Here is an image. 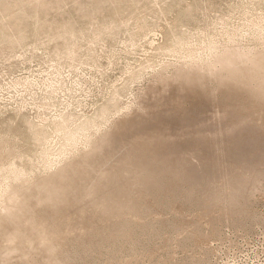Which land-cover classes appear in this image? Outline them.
I'll return each instance as SVG.
<instances>
[{
    "label": "rangeland",
    "instance_id": "374dc122",
    "mask_svg": "<svg viewBox=\"0 0 264 264\" xmlns=\"http://www.w3.org/2000/svg\"><path fill=\"white\" fill-rule=\"evenodd\" d=\"M42 1L52 8L40 16L34 12L37 0H0V36H18L17 21L25 26L24 44L0 43V139L6 138L7 152L16 149L24 160L15 158L17 167L33 163L32 175L47 173L75 148L66 145L56 125L66 121L72 131L89 123L90 135L108 129L148 85L162 89L153 99L162 114H154L141 136L104 157L118 160L123 171L113 179L123 184L119 190L104 185L102 192L95 185L108 197L104 205L83 211L41 207L36 223L42 224L34 230L23 221L35 206L14 218L4 216L0 264H46L45 256L53 264H264V178L257 179L264 171V162L257 163L264 151V72L256 48H264V31L256 39L249 23L263 19L264 27V0ZM44 21L55 30L73 24L81 35L71 53L64 41L52 40L54 30L36 32ZM213 45L246 50L232 56L253 57L240 60L226 76L212 66L217 55L203 65L181 63L187 50L205 56ZM53 46L60 47L58 54ZM182 64L187 69H175ZM157 72L165 74L160 82ZM246 117L249 123H239ZM232 123L243 127L229 135ZM116 126L106 134L127 128ZM33 127L43 131L44 140L34 142ZM168 127L176 133L166 132ZM103 135L94 142L104 148L113 139ZM12 154H4V164L12 162ZM245 166H253V181ZM33 188L19 193L35 194ZM18 203L4 205L15 210ZM12 232L16 243L6 241ZM7 244L16 248L11 255L1 250Z\"/></svg>",
    "mask_w": 264,
    "mask_h": 264
},
{
    "label": "bare ground",
    "instance_id": "6f19581e",
    "mask_svg": "<svg viewBox=\"0 0 264 264\" xmlns=\"http://www.w3.org/2000/svg\"><path fill=\"white\" fill-rule=\"evenodd\" d=\"M37 1L39 4V7H38V9L36 8V10L34 12H36L37 14L40 13L42 15H46V13L52 7L48 4L44 5V1H42V0H37ZM28 14H30V13H28ZM40 14H38V15H40ZM20 15L21 16H19V17L21 19H24V17L22 18V14H20ZM33 16L34 15H32V17ZM28 17H30V16L28 15ZM37 18H38V16H37ZM40 18H42V17H40ZM38 20H40V19H38ZM22 21H17V24L21 23V24H19L20 26H17L18 28H16V33L18 36H15V38H13L10 36L2 35V36H0V43L8 42V43L19 44L21 39H22L21 41L23 43L24 42L23 36L25 35L24 34L25 26L22 27V25H23ZM58 22L59 21H57V23ZM92 22L93 21H91V23ZM262 22H263V19L253 20V21L249 22V23H251V27H254L253 36L256 39L260 38L262 36L260 33H262L264 31V27L262 25ZM82 25L84 26V23ZM90 25H93V24H90ZM83 26H82V28H83ZM57 27H58V29L56 28V30H55V26L53 23H48V22L44 21V22H40L37 24V27H36L37 31L36 32L41 33L40 30L45 29V28H47L51 31L54 30V32L57 31L56 33L53 32V34L52 33L50 34L52 40L54 39L56 41L57 39H61V41H64L65 42L64 49L68 53H71L73 51L75 44H76V41L78 40L79 35H81V34L77 33V31H74L73 24H69L68 22H66L65 24H63L60 27L59 26H57ZM75 27H77V26H75ZM30 28L31 27H29V30H30ZM32 28L35 29V27H32ZM86 29H87V27H86ZM86 29H84V30H86ZM258 30H259V32H258ZM30 32H31L30 33L31 35L28 32V34L30 35V36L28 35L29 37L34 35V34L32 35V30H30ZM0 33H2V32H0ZM84 33L85 32H83V34ZM102 33L103 32H99L98 35H100ZM36 35H38V34H36ZM36 39H37V36H36ZM33 41L34 40H32V42ZM45 41L46 40H44V42ZM259 41H261V40H259ZM38 43L39 44L41 43V39H40V42L38 41ZM57 43H58V40H57ZM39 44H38V46H39ZM261 45H263V47H264V44H261ZM44 47H46V46L44 45ZM53 47H55V46H53ZM227 47L228 46H220V47H217L215 45L210 46L208 48V51L205 54V56L204 55L203 56L198 55L197 52L194 50H191V49L187 50V55H186L187 59L185 57L186 60L182 61L181 63L198 62L201 65H203L206 59H211L215 55H217L215 57L214 62L212 63V66H219L220 70L223 72V76H226L228 72H233L234 66L240 60L246 61V62H251V59L253 57V56H251L252 54L248 55L250 57L246 56L244 58H241L240 55L232 56V55H236L240 51H246V50L239 49V48H235V49H231V50H228V49L225 50ZM50 48H52V46ZM55 48L58 49L56 51V54H58L60 51V47H55ZM55 48H53V49H55ZM256 48H258L257 51H259L258 52V59H259L258 69H260L261 71L264 72V48H259V47H256ZM249 51H251V53H254L256 50L252 49ZM222 52H225V53L220 54ZM175 69H177L179 72H182L183 70L187 69V66L183 65V64H182V66L177 65ZM195 70H203V68L197 67V68H195ZM166 76L168 77V75H166ZM155 77H157L156 81L160 82L162 79H164L165 74L157 72L156 75L154 76V78ZM167 80H168V78H166L161 83H164ZM219 82H220V80H217L216 84H218ZM145 87H147V86L145 85ZM161 90H162L161 88H156L152 85H148V87L144 90V92L142 94H140L141 98H140V96L138 97V99L136 98L137 101L135 102L134 106L131 104L133 107L127 106L124 108L125 112H124V114L122 113L123 114L122 117L124 118L125 115H128L129 112H131V116L129 117V120H127V119L120 120L122 117L119 118V116H118L119 119L116 120L115 122L113 121L112 125L109 126V128L106 125V127L108 129H104V128L102 129L101 128V130H99L95 133H92L93 135H90V133H89L90 132V126H91L89 123H80L72 131L68 130V125H67L66 121L56 125L55 128L57 131L62 132L64 140L66 142V145L67 146H75V148L70 150V152L56 165L54 164L51 167H49L47 171L48 172L50 171V173L47 172L48 174L45 173L40 177H37L38 175L37 176L32 175V171H33L32 167L34 166L32 161H31V163H32L31 168H25L23 165H21V166H23L24 168H22V167L20 168V167H17L15 165L20 161V159L18 158L19 152L16 149H14L10 152H7L5 150L6 147L4 149V146H6V144L8 142L6 143L5 142L6 138L2 137L3 139H0V232L3 229L7 228L6 227L7 222L5 221L4 216L7 218H9V217L14 218L16 215H18V213L20 211H25V210L31 211L33 206H35V210L32 211V213L30 214L29 219H25L23 221V223L25 225H27L32 230H34L36 224H42V223H36L37 222V219H36L37 215L36 214L38 212V209L41 207L55 208L58 206L65 205L66 207L69 208V207H71L70 205H72L73 207H76L80 211H83L85 209L95 207L97 204L98 205H104L106 202V199H108V197L105 196L102 198L100 191L97 189V187H95V185H99L101 191H102L101 188L104 185H106V186L110 185L113 189L119 190L121 187H123V184L120 181L113 182V179L119 173H122L123 171L117 166L118 160H115L114 158L111 157L110 160L107 162V161H103V159L106 155L113 153L117 147L122 146V144H119V143L123 142L124 140H126L128 138H135V137L141 136L142 135L141 129L151 120V118H153L154 114H162L159 111V107L155 106L154 102H153L154 101L153 99L157 96V94L161 93ZM135 97H136V95H135ZM135 107H136V109H135ZM148 109H150V110H148ZM106 111L107 110H103L101 112V115H104L106 113ZM246 118L247 119H245V118L240 119L239 123H249L251 121L250 117L249 118L246 117ZM115 124H117L116 128H125V127H127V128L125 130H123V132L117 136L115 133L113 135L111 133L106 134V132H108L112 126L115 128ZM241 127H243V126L242 125L235 126L232 123L228 129L229 130L228 134L229 135L234 134L236 131L240 130ZM32 131H33V138L32 139L34 140V142H39V141H42L45 139V136H44V133L42 130H38L35 127H33ZM176 131H177V128L168 127L166 129V132H168V133H176ZM96 133H98V134L96 135ZM102 134H105V135H103V138H105V137L110 138L111 137L113 139L109 143L110 145L109 146L106 145L104 148L101 147L100 145H99L100 147L97 146L96 142H94V137L96 139V136H98V135L101 136ZM16 140L17 139H15V141ZM7 141H8V139H7ZM11 141H13V140H11ZM15 144H17V143H15ZM79 145L82 146V149H78ZM18 146H20V145H18ZM18 150H19V148H18ZM88 150H90V151L88 152ZM84 152H87V153L83 154ZM10 153H13L11 155V157L9 158V159H11L12 162L6 163V160H5L6 164H4L3 161L7 157L4 154H10ZM23 153H25V152H23ZM30 155H34V154H30ZM30 155H28V156H30ZM28 156H25V157L28 158ZM43 157H45V153H41L39 155V162L36 160L34 162H38V165H39L40 162L42 161ZM15 158L19 159V161H17V163L15 161H13ZM33 158H32V160H33ZM17 159H15V160H17ZM24 159H26V158H24ZM30 159H27V160H30ZM27 160H26V162H27ZM14 162H15V164H14ZM136 162H139V159H137ZM260 162H264V151H263V153H261L259 155V157L257 159V163H260ZM31 163H30V165H29V163H27L28 164L27 167L31 166ZM38 165H37V167H38ZM52 167H54V169H52ZM252 167L253 166H251V167L245 166L244 170H245L246 174L250 177V180L253 181L254 180L253 173H252V169H250ZM101 168H104V171L98 172L97 170L101 169ZM135 169L138 170V167H136ZM34 171H35V169H34ZM34 171H33V173H34ZM37 171L38 170H36V172ZM38 174H41V173H38ZM126 174L129 175L128 173H126ZM229 177H231V176H229ZM262 178H264V171L260 172L257 175L258 180H260ZM19 180H23L24 183L18 187H12V184L19 181ZM230 181L231 180H225L226 183H229ZM30 185H31V187H34L33 189L35 191V194L25 192L23 194V197H22V194L19 192L25 190V188H27V186H30ZM233 186L235 188V183ZM250 191H251V189H250ZM39 193H43V196L42 197L39 196L38 195ZM26 194L30 198L33 199L32 204H31V200L26 196ZM15 199L19 202L16 206H19L22 202V205L19 206L17 209L13 210L8 205H6V204L4 205V202L6 200L9 202H14ZM42 232L43 231L41 229H39L37 233L41 234ZM17 238H18V235L16 233L12 232V233H9L7 235L6 241L11 242V243H16ZM28 244H29V240L26 241L25 246H28ZM50 247H53V246H50ZM1 250H3L4 252H8V255H11L13 252L16 251V248H10L7 244L4 247H2ZM52 257H53V260H55V257L54 256H52ZM53 262L54 261H52L51 257H47V256L44 257V263L53 264Z\"/></svg>",
    "mask_w": 264,
    "mask_h": 264
}]
</instances>
